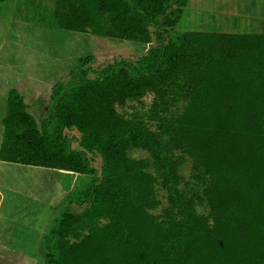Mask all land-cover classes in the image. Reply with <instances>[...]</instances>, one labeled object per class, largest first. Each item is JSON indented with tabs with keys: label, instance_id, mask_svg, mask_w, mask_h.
Returning <instances> with one entry per match:
<instances>
[{
	"label": "trees",
	"instance_id": "16d2710c",
	"mask_svg": "<svg viewBox=\"0 0 264 264\" xmlns=\"http://www.w3.org/2000/svg\"><path fill=\"white\" fill-rule=\"evenodd\" d=\"M189 2L55 0L57 28L150 46L99 69L80 58L41 121L9 91L0 160L90 177L69 196L83 208L46 235L45 264H264V33L173 34ZM147 93L148 114L118 109ZM185 156L194 188L182 186ZM159 186L168 206L155 213Z\"/></svg>",
	"mask_w": 264,
	"mask_h": 264
},
{
	"label": "rangeland",
	"instance_id": "374dc122",
	"mask_svg": "<svg viewBox=\"0 0 264 264\" xmlns=\"http://www.w3.org/2000/svg\"><path fill=\"white\" fill-rule=\"evenodd\" d=\"M190 0L172 33L221 31L264 33V0ZM55 0H0V147L2 120L7 114L9 91L17 89L26 97L29 111L41 121L52 108V87L68 81L78 60L94 55L93 69L122 58L138 59L150 44L135 40L57 28L53 17ZM253 4V5H252ZM257 4V8H256ZM155 44V41L153 42ZM93 74V73H92ZM155 94L118 106L122 112L148 114ZM184 102L170 106L181 113ZM171 116L170 114H166ZM74 149H79V132L65 130ZM130 155L150 158L134 149ZM100 172V156L87 153ZM183 188L196 186L193 160L185 156ZM88 175L3 162L0 160V264H45L44 240L66 208H83L70 195L89 182ZM162 213L168 206L165 190L158 187ZM198 211L209 212L206 205Z\"/></svg>",
	"mask_w": 264,
	"mask_h": 264
},
{
	"label": "crops",
	"instance_id": "0c3cea01",
	"mask_svg": "<svg viewBox=\"0 0 264 264\" xmlns=\"http://www.w3.org/2000/svg\"><path fill=\"white\" fill-rule=\"evenodd\" d=\"M255 1V0H254ZM254 1H253V3H254ZM253 5V4H252ZM258 6H257V4H256V8H257Z\"/></svg>",
	"mask_w": 264,
	"mask_h": 264
}]
</instances>
